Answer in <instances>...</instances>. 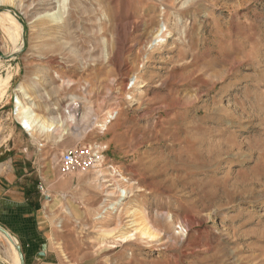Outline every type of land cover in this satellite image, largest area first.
Segmentation results:
<instances>
[{"label": "rangeland", "instance_id": "obj_1", "mask_svg": "<svg viewBox=\"0 0 264 264\" xmlns=\"http://www.w3.org/2000/svg\"><path fill=\"white\" fill-rule=\"evenodd\" d=\"M2 4L0 18L9 9L26 31L22 49L0 58V76L10 74L0 149L27 148L54 170L66 149L94 156L92 167L68 173L79 185L48 203L49 264H264V0ZM58 7L62 21L46 36L49 22L35 18ZM10 47L0 28V52ZM42 81L47 93L30 91L36 113L66 117L76 99L78 113L91 106L88 116L29 135L14 114V89ZM112 107L114 118L99 126ZM107 172L134 186L157 237L100 244L93 224L106 197L98 174ZM5 246L0 235V264H13Z\"/></svg>", "mask_w": 264, "mask_h": 264}, {"label": "bare ground", "instance_id": "obj_2", "mask_svg": "<svg viewBox=\"0 0 264 264\" xmlns=\"http://www.w3.org/2000/svg\"><path fill=\"white\" fill-rule=\"evenodd\" d=\"M4 1L5 0H0L1 6H3L2 3ZM63 13L64 10H61L60 7H58L55 12H45L39 14L35 18V20L37 21L46 19L47 22H49L45 26V35L49 36L51 34V29H57L58 23L62 21ZM2 15L3 16H1L0 18V28L4 31V33L7 34L11 41V47L10 49L8 48L9 51L6 54L13 55L20 51L24 45L22 41L23 27L22 24L17 20L15 15H13L10 11L7 10ZM54 31L57 32L56 30ZM57 33H59V31ZM55 38L56 40L59 39L58 36H55ZM45 39L46 38L44 37L43 40ZM9 78L10 74L8 73L5 77L0 76V97L6 91V83L8 82ZM50 86L51 85L48 81H42L39 85L30 84L27 86L21 83L14 89V91L16 92L13 106V110H15L14 114L19 122V125H21L29 135H32L33 133L45 134L57 132L61 128L63 129L65 127V122L70 123L75 121H82V118H86L91 111V106L89 108L84 106L85 109L83 111V114L82 112L78 113V110L76 111V109L77 107L79 108V101L73 99L64 107V113H68L66 117H63L60 114L57 116L45 117L36 113L34 110L36 107V103L32 100L30 91H37L41 96L43 93H47ZM72 106H74L73 109L71 108ZM52 109L55 110L58 109V107L55 105ZM114 111L117 110L115 107H112L111 111H109L107 115L101 120L102 122L99 126L104 127L108 121L113 119ZM98 175L100 176L98 178L99 188L104 196H106L102 205L99 207L100 211L97 212L98 214L94 218L95 222L93 224L94 230L99 235L100 244H106L107 247L112 248L115 244L113 239H115V241L128 244L130 241L138 237L147 238L150 240L157 237L159 232L154 230L152 228L153 226L150 225L146 212H138L137 207H135L136 199L132 198V189L134 188V186L132 184L115 180V176L112 172L100 173ZM122 197H125V199L122 200ZM119 201H122V205L121 207H119V209L112 213H110L111 211H107V209H109L111 205L115 203L119 204ZM0 235L6 241V258L12 261L13 264H21L18 251L16 249V245L18 244L17 239L12 234H10V239L1 232ZM61 252L63 253V250H61Z\"/></svg>", "mask_w": 264, "mask_h": 264}, {"label": "crops", "instance_id": "obj_3", "mask_svg": "<svg viewBox=\"0 0 264 264\" xmlns=\"http://www.w3.org/2000/svg\"><path fill=\"white\" fill-rule=\"evenodd\" d=\"M25 150L12 153L10 145L0 149V225L20 241L24 264V250L33 252L36 263L49 264L52 252L45 242L53 230L48 203L55 191L76 188L79 178L74 173L61 174L58 169L42 166L39 154Z\"/></svg>", "mask_w": 264, "mask_h": 264}, {"label": "built area", "instance_id": "obj_4", "mask_svg": "<svg viewBox=\"0 0 264 264\" xmlns=\"http://www.w3.org/2000/svg\"><path fill=\"white\" fill-rule=\"evenodd\" d=\"M94 156L84 146L74 147L63 151L59 157L58 170L61 174L70 173L73 170H85L92 167ZM48 197V195H45Z\"/></svg>", "mask_w": 264, "mask_h": 264}, {"label": "water", "instance_id": "obj_5", "mask_svg": "<svg viewBox=\"0 0 264 264\" xmlns=\"http://www.w3.org/2000/svg\"><path fill=\"white\" fill-rule=\"evenodd\" d=\"M9 11H11V10H9ZM13 14L15 15V17L20 22L23 23V20L21 19V17L18 14H16V13H13ZM22 27H23L22 40H23V44H24L25 43L24 40H25V31H26V28H25L24 25H22ZM13 55H11V54L5 55L4 53L0 52V58H2V59H6V58L11 57ZM0 232L2 234H4L7 238H9V239L11 238V235H10L11 233L7 229H5L3 226H1V225H0ZM43 247H44V245H43ZM16 249L18 251V255H19V259H20L21 264H24V258H23L22 250H21V247H20V244L19 243L16 245ZM40 254H42V251L40 252Z\"/></svg>", "mask_w": 264, "mask_h": 264}]
</instances>
